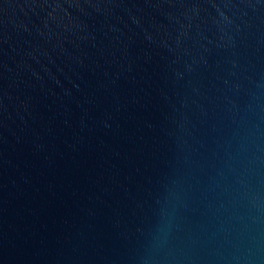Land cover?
<instances>
[{"label":"water","instance_id":"95a60500","mask_svg":"<svg viewBox=\"0 0 264 264\" xmlns=\"http://www.w3.org/2000/svg\"><path fill=\"white\" fill-rule=\"evenodd\" d=\"M0 264H264V0H0Z\"/></svg>","mask_w":264,"mask_h":264}]
</instances>
